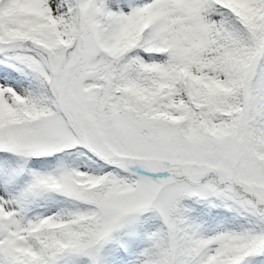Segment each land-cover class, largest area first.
Wrapping results in <instances>:
<instances>
[{"label": "snow or ice", "instance_id": "1", "mask_svg": "<svg viewBox=\"0 0 264 264\" xmlns=\"http://www.w3.org/2000/svg\"><path fill=\"white\" fill-rule=\"evenodd\" d=\"M0 264H264V0H0Z\"/></svg>", "mask_w": 264, "mask_h": 264}]
</instances>
